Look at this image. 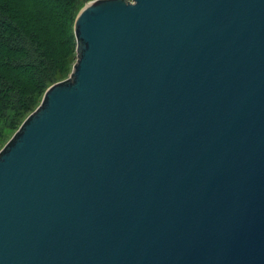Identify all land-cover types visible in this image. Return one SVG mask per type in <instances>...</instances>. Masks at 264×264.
Instances as JSON below:
<instances>
[{"label":"water","instance_id":"95a60500","mask_svg":"<svg viewBox=\"0 0 264 264\" xmlns=\"http://www.w3.org/2000/svg\"><path fill=\"white\" fill-rule=\"evenodd\" d=\"M75 35L0 151V264H264V0H92Z\"/></svg>","mask_w":264,"mask_h":264},{"label":"trees","instance_id":"16d2710c","mask_svg":"<svg viewBox=\"0 0 264 264\" xmlns=\"http://www.w3.org/2000/svg\"><path fill=\"white\" fill-rule=\"evenodd\" d=\"M90 1L0 0V142L19 129L46 90L67 74L66 68L59 71L61 65H68L64 53L55 50L49 58L52 48L46 47L39 18H50L55 29L61 27V43L63 31L75 26Z\"/></svg>","mask_w":264,"mask_h":264},{"label":"rangeland","instance_id":"374dc122","mask_svg":"<svg viewBox=\"0 0 264 264\" xmlns=\"http://www.w3.org/2000/svg\"><path fill=\"white\" fill-rule=\"evenodd\" d=\"M39 22H42V25L44 27L43 38L47 39L46 47L52 48V52L50 53L49 58H53V52L55 50H57L58 55L64 53V55L67 58L68 65H61L59 71L66 68L67 70L65 69V71H67V74L65 76L70 77L72 74V68L77 59V39L75 35V26L73 25L71 29V25H70L68 30L65 29L63 31V37L65 38V41L59 43L58 40H60L61 37L59 30L61 27L55 29L54 25L51 24L50 18H45V19L39 18ZM55 34L57 36L56 39L53 40ZM12 133L13 130L10 131V133L8 134L7 138L4 141L0 142V151Z\"/></svg>","mask_w":264,"mask_h":264}]
</instances>
